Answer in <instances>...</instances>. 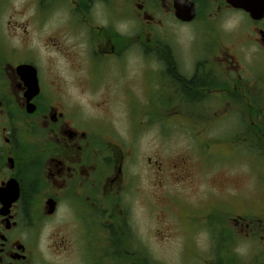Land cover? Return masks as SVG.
Returning <instances> with one entry per match:
<instances>
[{
	"label": "flooded vegetation",
	"instance_id": "af4514ba",
	"mask_svg": "<svg viewBox=\"0 0 264 264\" xmlns=\"http://www.w3.org/2000/svg\"><path fill=\"white\" fill-rule=\"evenodd\" d=\"M180 4L192 19L176 16ZM195 23L207 40L184 60L169 34ZM226 101L255 112L248 134L264 145V0H0V264H44L47 253L75 249L83 264L97 254L150 264L133 194L165 211L168 193L156 191L182 165L163 168L155 151L134 167V141L151 128L164 142L165 117L172 129L202 128L197 107ZM113 108L131 113L126 138L106 122ZM184 209L174 208L181 230ZM228 219L256 240L252 221ZM212 235L223 241L209 264H228L226 225Z\"/></svg>",
	"mask_w": 264,
	"mask_h": 264
},
{
	"label": "rangeland",
	"instance_id": "374dc122",
	"mask_svg": "<svg viewBox=\"0 0 264 264\" xmlns=\"http://www.w3.org/2000/svg\"><path fill=\"white\" fill-rule=\"evenodd\" d=\"M206 36L195 23L173 28L168 40L181 58L188 60L199 55V46L205 45ZM136 68L137 64H134L133 71H138ZM113 109L107 112L106 122L109 121L110 126L126 138L131 113ZM225 110L230 113H223ZM187 113L194 115L193 112ZM196 113L199 121L207 120L206 125L202 123L205 125L202 128L172 129L169 118L165 117L161 119L167 133L164 142L155 138L151 128L140 131L134 141L137 150L134 167L141 166L143 157L147 153L154 155L155 151L163 168L168 161L182 165L178 179L176 174L170 179L166 170L162 176L163 186L156 191L157 195L160 191L168 193L169 208L165 211H159L161 205L155 211V198L152 196L149 200L137 199L136 204V195L133 194L131 218L136 233L147 241L150 264H209L214 259H220L213 252L223 240L221 235L218 239L212 233L219 231L222 221L232 241L230 245L235 244V248L230 246V259L225 262L236 264L232 261L235 253L239 258L244 257L245 264H264V155H259L264 153V145L254 143L253 136L248 134V122L253 121L255 112H247L245 104L235 105L231 101L228 105L226 101L220 109L209 113L197 107ZM140 118V112L135 111V127ZM206 129V134L213 137H204L205 134L200 131ZM180 203L181 208H187L183 210L181 219L185 231L177 227L174 208ZM209 203L212 204L207 207ZM238 215L241 221L253 222L256 240L250 241L244 233L233 228L228 218ZM221 249L220 246V257ZM88 261L89 258L86 259ZM44 264H83V256L76 249L73 254L47 253ZM97 264L114 263L110 261V256L97 254Z\"/></svg>",
	"mask_w": 264,
	"mask_h": 264
},
{
	"label": "water",
	"instance_id": "95a60500",
	"mask_svg": "<svg viewBox=\"0 0 264 264\" xmlns=\"http://www.w3.org/2000/svg\"><path fill=\"white\" fill-rule=\"evenodd\" d=\"M187 5H178L176 6V16L183 21H188L193 18L194 11L193 7Z\"/></svg>",
	"mask_w": 264,
	"mask_h": 264
}]
</instances>
